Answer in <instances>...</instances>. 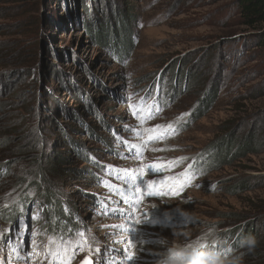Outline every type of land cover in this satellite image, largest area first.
I'll return each instance as SVG.
<instances>
[{"label":"rangeland","instance_id":"obj_1","mask_svg":"<svg viewBox=\"0 0 264 264\" xmlns=\"http://www.w3.org/2000/svg\"><path fill=\"white\" fill-rule=\"evenodd\" d=\"M103 14L114 34L131 16L124 47L89 33ZM263 28L223 0H0V264H49L48 247L67 264H264ZM55 199L71 225L46 231Z\"/></svg>","mask_w":264,"mask_h":264},{"label":"trees","instance_id":"obj_2","mask_svg":"<svg viewBox=\"0 0 264 264\" xmlns=\"http://www.w3.org/2000/svg\"><path fill=\"white\" fill-rule=\"evenodd\" d=\"M229 3V6L231 10L234 12V15L237 16L240 24L245 25L247 27H257L259 25L264 24V0H223ZM103 11L100 10V13ZM124 13V12H122ZM103 14L101 21L96 22L97 25V35L93 32V29L91 26L87 27L89 33H93V37L95 41H101V43H107L109 44V37L113 36L115 42H120L123 44L124 47V41H122L124 38L125 31L127 29V26L125 23L128 22V18L131 16L128 15H119L118 20L121 21L120 25L117 24V22L114 20V23L118 29V32L114 34V32L110 31V28L112 29V26L110 22L106 21V17ZM124 21V24H123ZM130 21V20H129ZM90 25V24H89ZM114 26V25H113ZM125 26V27H124ZM107 27V28H106ZM98 37V38H96ZM257 38V45L259 47H264V28L260 30V32L256 36ZM122 47V49H123ZM174 62L170 63L168 67L169 69L172 67ZM184 69V65H181L180 68H175L173 71V75H175L176 78L179 79V76L181 74V70ZM186 75L188 74V71L186 70ZM189 77V76H188ZM234 141L233 139L230 140ZM224 144V143H223ZM231 143H229V148L224 150L225 157L229 155V150H230ZM251 149L256 150L257 148L252 147ZM215 149H212V152ZM213 166V163L210 162L209 166H205L206 168H210ZM47 172L48 171H43L36 176L38 177L39 182L43 181L44 178H47ZM50 172V171H49ZM43 193L42 197L46 199H51L55 196L51 190V188L43 189L41 190ZM46 193V194H45ZM55 198V197H54ZM56 200V199H55ZM50 207L53 208L52 213L46 212V217H47V222L45 224H48V226H44V229L46 231H52V227L54 228H63V229H69L71 225V218L70 215H73V210L65 204L61 200H56L55 203L50 204ZM247 231V230H246Z\"/></svg>","mask_w":264,"mask_h":264},{"label":"snow or ice","instance_id":"obj_3","mask_svg":"<svg viewBox=\"0 0 264 264\" xmlns=\"http://www.w3.org/2000/svg\"><path fill=\"white\" fill-rule=\"evenodd\" d=\"M168 127L171 128V125H169ZM161 128H163V126L157 125L155 127V129H150L147 131L157 132V130L161 129ZM159 138H161V134H159V133L154 137H150V139H159ZM138 147H139L138 145H130V148H133V149L138 148ZM144 167L155 168L158 166L157 165H146ZM143 174H144V169L141 168L140 175L143 176ZM140 183L142 185H144V187L143 188H137L136 191L141 197H143L145 194L148 196L159 194L158 191L156 190V188L154 187V185H155L154 181L148 180L145 182V181L141 180ZM121 195H123V192H121ZM139 202H140L139 199L136 200V203H139ZM113 211L114 212L119 211V209H114ZM115 227H122V226L117 225ZM80 235H81V240L77 243L76 247H77V249L83 250V245L87 243V240L84 239L82 233ZM49 244H51V240L49 241ZM89 251H91V248H89ZM46 257H52V259L49 260V264H67V261L71 259V257L68 255L67 248H63V249L57 248L56 250H52L51 247H48ZM128 259L132 260L133 257L131 255H129ZM81 264H94V262L90 258L86 257L84 261H81Z\"/></svg>","mask_w":264,"mask_h":264},{"label":"water","instance_id":"obj_4","mask_svg":"<svg viewBox=\"0 0 264 264\" xmlns=\"http://www.w3.org/2000/svg\"><path fill=\"white\" fill-rule=\"evenodd\" d=\"M84 260H85V259H84ZM84 260H83V261H84ZM79 264H81V262H80Z\"/></svg>","mask_w":264,"mask_h":264}]
</instances>
